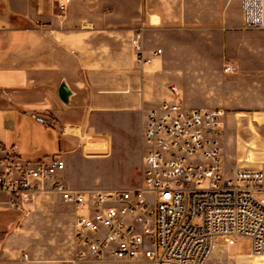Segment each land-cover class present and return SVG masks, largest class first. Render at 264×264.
Instances as JSON below:
<instances>
[{"label":"crops","instance_id":"obj_1","mask_svg":"<svg viewBox=\"0 0 264 264\" xmlns=\"http://www.w3.org/2000/svg\"><path fill=\"white\" fill-rule=\"evenodd\" d=\"M100 10L98 0H71L65 11L59 10L58 0H0V141L29 161L61 155L66 183L85 191L119 189L80 186L73 172L74 158L108 156L113 133L128 128L100 126V118H138L140 173L146 114L171 100L170 85H181L177 63L166 47L151 64L136 60L131 41L137 28H144L146 55L156 50L146 43L152 30L147 10V20L143 12L121 18L101 16ZM166 22L161 17L153 29ZM244 39L238 40L240 46L230 47L231 61L224 65L243 68L238 50ZM259 74L255 88L262 101L256 106L264 109V69ZM63 82L70 91L67 102L59 96ZM224 104L230 101L225 99ZM260 115L264 123V114ZM246 149L252 155V144ZM219 248L215 246L212 254ZM76 250L71 205L57 195L44 194L23 213L12 209L9 196L0 192V264H72Z\"/></svg>","mask_w":264,"mask_h":264},{"label":"built area","instance_id":"obj_2","mask_svg":"<svg viewBox=\"0 0 264 264\" xmlns=\"http://www.w3.org/2000/svg\"><path fill=\"white\" fill-rule=\"evenodd\" d=\"M71 0H58L65 11ZM243 27L264 28V0H240ZM132 48L141 65L144 28ZM233 74L237 66L224 65ZM171 100L148 110L143 128L139 186L78 190L64 179L61 155L22 158L0 141V192L12 209L26 212L44 194L75 211L77 250L72 264H209L216 239L251 240L247 256H264V165L238 163L225 170L221 147L223 108L188 107L175 85Z\"/></svg>","mask_w":264,"mask_h":264},{"label":"rangeland","instance_id":"obj_3","mask_svg":"<svg viewBox=\"0 0 264 264\" xmlns=\"http://www.w3.org/2000/svg\"><path fill=\"white\" fill-rule=\"evenodd\" d=\"M98 1L101 16L125 18L143 12L145 19L147 10L152 30L146 43L149 48L162 49L163 55L166 47L177 63L181 85L175 86L182 93L185 104L225 110L221 147L226 171L229 172L239 159H252L256 162L254 165H264V123L260 115L264 114V109L256 106L262 99L255 88L259 86V72L264 69V28L248 30L243 27L240 0ZM161 17L169 22L160 29H153ZM179 17H183V23H174L173 19ZM242 36L245 37L244 46L238 51L243 68L233 74L225 73L224 62L231 61L230 47L240 46L238 40ZM225 99L230 104H224ZM99 124L114 125L118 130L128 128L113 133L108 156L74 158L73 172L78 184L119 189L139 186L138 118L133 115L102 116ZM36 141L41 144L42 139L38 137ZM248 144L254 148L252 155L246 149ZM216 246L220 248L211 255L209 264H264V256H247L251 250V240L247 237L236 238L233 244L218 238Z\"/></svg>","mask_w":264,"mask_h":264},{"label":"water","instance_id":"obj_4","mask_svg":"<svg viewBox=\"0 0 264 264\" xmlns=\"http://www.w3.org/2000/svg\"><path fill=\"white\" fill-rule=\"evenodd\" d=\"M70 95V91L67 87V85L63 82L59 88V96H60V99L64 102H67L68 101V97Z\"/></svg>","mask_w":264,"mask_h":264}]
</instances>
